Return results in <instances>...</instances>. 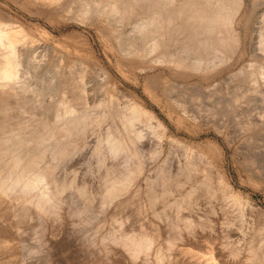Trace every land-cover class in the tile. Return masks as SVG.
Returning <instances> with one entry per match:
<instances>
[{"label": "bare ground", "instance_id": "obj_1", "mask_svg": "<svg viewBox=\"0 0 264 264\" xmlns=\"http://www.w3.org/2000/svg\"><path fill=\"white\" fill-rule=\"evenodd\" d=\"M262 5L0 0V264H264V153L253 155L246 171L255 188L237 187L219 163L217 141L205 150L181 141L119 85L106 59L140 71L161 65L173 75H214L246 51L247 12L253 105L247 123L263 128L264 119L255 117L256 104L264 102V11L256 20ZM94 78H101V96ZM168 87L163 91L180 114L203 120ZM149 138L156 140L150 153ZM165 140L177 143L182 156L177 149V163L167 154L146 170L147 153L159 159ZM89 142L98 158V189L94 169L87 179L72 162Z\"/></svg>", "mask_w": 264, "mask_h": 264}, {"label": "rangeland", "instance_id": "obj_2", "mask_svg": "<svg viewBox=\"0 0 264 264\" xmlns=\"http://www.w3.org/2000/svg\"><path fill=\"white\" fill-rule=\"evenodd\" d=\"M246 10H247V8H246ZM263 11H264V6L262 5V6H260V8L257 11V15H258V17L256 19L257 23L260 19V15L262 14ZM247 14L248 13L246 12L247 18H245L243 25H242L243 31L247 36L246 51H244V53L239 52L240 54L237 53L238 55L236 54V56H234V57H236L238 59L233 58L232 63L229 66L220 68L218 71L213 73L214 75H212V74L209 75L211 77H209V76L203 77L202 75H197V74L196 75L195 74L194 75L193 74L192 75H184V76L181 74H178V75L174 74L176 77L175 78L173 73L167 67H165V69H164V68H162L164 66H161V65L153 66V68L155 67L154 70L153 69H147L144 71L143 70L140 71V69L129 67V66H126L125 64L120 66L115 60L111 61L107 57H106V59H107L108 63L110 64L111 68L113 69L114 77L116 80H118L119 85L124 90L129 91V92H133L134 94L138 95L148 107L154 109L157 112V114H159V116H161V118L163 120H165V122L169 125L171 132L176 134L181 141H184L185 143H189L192 146H194L195 148H202L204 150L209 148V142L210 141H212V140L217 141L222 146V150H223V155H222L221 160L219 162L220 165L223 168H225L226 171L232 176L233 181L237 187H241L247 191H251L252 188H255V186H254L255 184H253V182L251 181L250 176H249V172H246V171H248L250 169L249 164L251 163L252 158H254L253 155L257 156V155H261L262 153H264V145H263L264 144V126H263V128H261V127L252 128L251 126H248V123H247V120H249V115L251 113V109L253 108L252 107L253 106L252 101L251 102L249 101V100H251L252 93H250L248 90V88H249V81H248V75H249L248 73L249 72L248 71H249V68H250L249 66H250V62L252 59V57L249 53V49H248V46H249L248 40H250L252 28H251V24L247 23L249 21H246L248 19ZM257 23H256V25L259 24V23L258 24ZM71 29H73V27H71L69 30H71ZM90 38L92 39V42L94 43L95 51L98 54H102L104 56L105 55V51H104L105 48H104V45L102 44V42H100L97 34H91ZM237 56H239V57H237ZM223 68H225V69H223ZM134 69H135V71H134ZM150 71H151V73H150ZM163 72L168 73V76L170 78L172 77L171 79L170 78L166 79L164 82V84L166 83L167 87L172 86L171 88H169V87L167 88L168 91L169 90L172 91L171 93L169 91L170 96L175 95L176 94L175 92H177L178 95H175V97H173V98L181 99L180 101L184 102L182 104L187 107L186 110L189 113L196 112L197 114H200L201 117L203 115L202 121H194L191 119H190L191 120L190 121L189 118H187L184 114H180V113H183L181 108L178 107L169 98V96L167 94L165 95V92L163 91V85L164 84L160 80V77H162L161 75L163 74ZM223 72H225V73H223ZM235 75H236V77H235ZM191 76H193V77H191ZM230 77L234 82L232 80H230ZM243 78H244V80H243ZM236 79L241 81L240 84H239V82L238 83L236 82L237 81ZM97 80H98V78H96L94 80L96 82H94L93 86L96 90H98L97 91L98 93L95 90L94 91L98 95L101 96L100 92L103 93L104 89L101 91V89L98 87L97 82H99L101 80V78H99V81H97ZM160 82H161V84H160ZM154 83H156V85ZM153 85L157 86L158 89H157V87H154ZM106 87H108V88H105V90L111 89V85H108ZM161 87H162V89H161ZM154 89L155 90L157 89V90L155 91ZM191 92H193V94H192V97L190 98ZM189 93H190V95H189ZM194 93H197V94L194 95ZM161 94H162V96H165L167 98L162 97ZM246 96H247V98H246ZM186 103L188 105H186ZM228 103L230 105H228ZM256 106H257L256 109L257 110L259 109V111L256 113L257 115H255V117L257 118V120L264 119V116H263L264 115V102H261V104L259 102L258 104H256ZM191 108H192V110H190ZM200 110H202V111H200ZM249 111H250V113H249ZM261 111H262V113H261ZM201 113H202V115H201ZM205 114L207 115L206 117L204 116ZM240 119H243V121ZM186 121H188V122H186ZM250 127L252 129L251 131H250ZM253 130L255 131V133ZM252 135H253V137H250ZM94 138L96 140V136H94L93 139L91 138L92 139L91 142L94 141ZM260 138H262V139H260ZM151 139L152 138H149L148 139L149 141L147 140L148 143L146 142L148 146L146 145L145 149L148 148L147 149L148 153H150L149 152L150 149L154 150L155 145H156V140L155 139L151 140ZM254 140L255 141L257 140V141L255 142ZM165 141L168 142V140H165ZM166 142L164 143L165 147L163 150L165 153L162 152L161 156L159 154L157 155V157L159 156V159L154 158V157L151 158L147 153V159H149V162L147 160L146 164L148 166L151 163V165L148 166V168L146 167V170H148V169L152 170V169L157 168L156 166H158L161 159H163V161L161 160L160 163L164 162L167 159V157H168L167 154H169L171 159H173V157H174V159H176V163H177L178 157L182 156V149L180 148L181 149L180 150L179 147H176L178 144L174 143L173 144L174 147L172 145H171V147L174 148V150L176 147V150L173 151V149L170 147L169 142L167 144H166ZM90 145H91V143L82 152L77 153L76 156L73 157V161H72L73 165H75L77 167L76 168L75 166H73V168L74 169L76 168L78 170V168L80 166L79 170L81 169L82 174L84 175L87 173L86 175H84L86 178L89 176L92 177L93 175L94 176L98 175L97 176L98 180L95 179L96 177H94V176L92 177L93 180L92 181L90 180L93 183H95V180H96V183L95 184L92 183V184L97 186L100 184L99 183L100 180H99V174H97L99 171H98V169H96L98 167H97V161L95 159H98V158H96L94 154L92 155V153H94L92 150H93V146L95 144L94 145L92 144V146H90ZM177 149L180 150L181 156H178L179 153H176V152H179V150H177ZM170 151H173V153ZM163 153H164V155H163ZM174 153H176V154L174 155ZM253 153H255V154H253ZM154 154H153V156H155ZM165 157H166V159H165ZM244 158H248V159H244ZM150 160L156 161V162L152 163ZM94 162L96 163V165ZM246 163H247V165H246ZM92 169H94L96 174H93L94 171H91ZM83 170L85 172H83ZM87 179H90V178H87ZM95 188L98 189V186ZM254 195L260 199L263 196L259 192H255Z\"/></svg>", "mask_w": 264, "mask_h": 264}]
</instances>
